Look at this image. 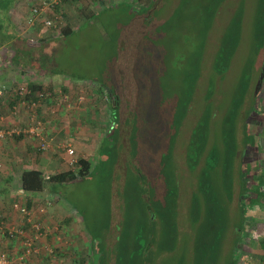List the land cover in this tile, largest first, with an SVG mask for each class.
Listing matches in <instances>:
<instances>
[{"label":"rangeland","instance_id":"1","mask_svg":"<svg viewBox=\"0 0 264 264\" xmlns=\"http://www.w3.org/2000/svg\"><path fill=\"white\" fill-rule=\"evenodd\" d=\"M87 2H63L64 25L74 31L59 62L89 85L113 89L118 55L137 38L125 49V94L136 106L124 145L110 131L91 174L59 187L80 228L69 232L77 252L72 245L66 264H100L95 253L109 247L101 263L258 264L264 206L249 199L264 175V0ZM28 8L23 0L17 9ZM22 18L16 24L27 35ZM241 195L249 222L234 247L242 252H234ZM209 206L216 239L201 254Z\"/></svg>","mask_w":264,"mask_h":264},{"label":"crops","instance_id":"2","mask_svg":"<svg viewBox=\"0 0 264 264\" xmlns=\"http://www.w3.org/2000/svg\"><path fill=\"white\" fill-rule=\"evenodd\" d=\"M22 1L16 2L11 11L17 35L7 45L0 47V80L9 88L5 95L0 96V115L6 127L24 130L21 134L0 141V250L12 255L14 264H22L19 256L25 249L23 233H17V236L12 238L8 232L23 230L26 235L34 236V244L38 248V253L28 257L23 264H66L65 260L69 255L67 253H70L72 245L74 253L77 252L74 238H70L69 233L80 230L74 218L75 213L65 209L60 202L62 196L60 190H54L50 184L39 193L24 192L22 174L25 170H40L48 177L69 170L70 156L64 149L67 145L74 148L76 158H84L93 165L99 148L107 145L103 140L106 142L108 137H112L111 132L114 130L120 133L116 143L124 145L123 137L126 138L127 131L130 130L127 124L134 121L136 106V102H129V97L125 94L127 85H130L127 78L130 53L125 49L132 48L137 38H132V42L129 41L132 44L123 47V52L118 55L120 59L116 71L117 87L110 89L98 84L91 86L83 81L82 75L72 73L59 62L66 38L71 35L66 37L61 35V32L51 35L49 33L51 30L46 28L44 23L46 19H53L58 14L54 11L56 6L61 5L62 12L65 0H47L50 2L49 8L40 15L35 25H30L27 21L31 17L32 8L43 0H27L29 8L18 12L19 2ZM94 1L102 3L104 0ZM109 1L106 0L108 6L112 4L114 7L117 3L131 2L116 0L109 4ZM91 3H94L93 0ZM21 17L22 20L26 17L27 20L24 22L30 26L27 35L20 32L21 27L16 24ZM133 23L134 21L131 25ZM129 37L127 35L124 40ZM20 86L29 91L25 95L26 101L24 96L15 91ZM41 92L46 95L40 97ZM32 102L38 103L33 109L29 106ZM37 121L40 122V127L36 129L37 134L25 132L35 126ZM131 135L132 133L129 136ZM42 137L48 141L46 150H39ZM257 163L255 162L254 166H257ZM256 181L259 183L258 179ZM61 186L63 184L57 187ZM49 198L53 203L44 214H40L37 207ZM16 202L30 205L29 207L36 208V211L28 218L14 208ZM253 211H255L253 214H256L259 210ZM250 216L251 221L257 218L252 214ZM35 222L43 227L42 235L39 237L35 236L37 234L33 228ZM62 232L63 241L60 236ZM239 232L240 227L237 229V238L230 251H241L234 248L235 245L237 247L244 243V239L240 241ZM260 246H263V252L261 249L258 251L260 261L258 264H264V241H261ZM112 260L109 259V262H113ZM109 262L107 264H111ZM237 264L241 262L237 261Z\"/></svg>","mask_w":264,"mask_h":264},{"label":"trees","instance_id":"3","mask_svg":"<svg viewBox=\"0 0 264 264\" xmlns=\"http://www.w3.org/2000/svg\"><path fill=\"white\" fill-rule=\"evenodd\" d=\"M18 1L19 0H0V47L7 45L17 35L16 34L17 33L16 28L17 27L13 21L11 11H12V8L14 7V5L16 4V2H18ZM82 1L85 2L86 4H88L87 0H65V2H72V3H76L78 5H80L82 3ZM60 6L61 5H59L58 7L56 6L54 8V11L57 12L58 14H61L62 19L58 20L57 26L56 25L50 26V28H59L61 35H64L67 37L73 33L74 28L72 26H70L69 23L64 25V22H65L67 16H66V12H64L63 10H62V12L60 11L61 10ZM107 9H110V8H107ZM98 13H94V16L97 15ZM85 17L87 19H90L93 17V15L90 16L89 14H85ZM217 65H218V71L220 73H225V71L228 68L226 65L225 66L220 65V59H218ZM246 91L242 94L243 100H244V96L246 94ZM138 99H139V97H138ZM202 156H203V154H202ZM204 160H205V157H204ZM199 162H200V160H199ZM199 162L196 164L198 165ZM256 169H258V168L255 166L254 170H256ZM91 171H92V164L84 158L78 159L77 169L76 168H74V169L70 168L67 171L58 172L56 174L49 175L48 177H45L44 173L40 170H25L22 174V188H23L24 192L34 194V193H39L41 191H44V189L46 188V185L50 184L54 190H59V187H57V186H59V184H66V183L77 181V180H84L91 174ZM256 177L257 178H255V179L259 180V183H257V185H256L257 188H256V186L253 188V192L256 193V196L250 198L249 202L252 205H255L252 203V200L255 198V199H257V203L259 202L258 204L263 206L264 201L260 200V198L262 199L263 195H264V175L259 174ZM244 183L241 185L243 194L249 192L248 190L243 188V187H246V184H244ZM252 187H253V185H252ZM232 195H233V192H232ZM232 195H230V197H229L230 199H231ZM55 196H57V195H55ZM242 196L243 195L240 196L241 208L239 206V210L242 212V215H243L241 217L242 226L240 227L241 228L240 230L243 231V233H244L246 225L249 222V221L247 222L249 214L248 215L245 214L246 213L245 212V210H246L245 205H247V204H245ZM27 206L29 207L30 205H27ZM241 209H243V210H241ZM216 213H217L216 206L214 208H212V206L208 207V218H207L206 224H207V227L209 229L206 230V233H204V235H203L204 240L203 241L201 240V242L203 244L198 245L200 250H201V254L203 253V246L204 245H205L207 252L209 250H211V248H209V245H206L207 243L208 244L210 243L209 238L210 237L212 238V235H213V238L216 239L215 235L213 233L211 234V232H210V228L214 225V223H213L214 221H213L212 217L216 216ZM213 250H214V247H212V252H213ZM97 255H98L99 263L105 264L106 263L105 260H104L105 263H101L100 261L102 260V258H105V256L107 257L106 249L104 248V249L99 250L97 252ZM132 260L135 261L136 259H132ZM136 261L134 263H136ZM201 261H202V258H201ZM203 262L201 264H203Z\"/></svg>","mask_w":264,"mask_h":264},{"label":"built area","instance_id":"4","mask_svg":"<svg viewBox=\"0 0 264 264\" xmlns=\"http://www.w3.org/2000/svg\"><path fill=\"white\" fill-rule=\"evenodd\" d=\"M49 4L50 3H48L47 0H43L38 5L34 6L32 8L31 17L28 19L27 22L30 25H35V22L38 20L40 15L44 13L47 8H49ZM61 19H62L61 14H57L54 16L53 19H46L44 23H45V26H48V27L54 26V25L57 26L58 20H61ZM8 91H9L8 86L0 80V96L5 95ZM15 91L19 93L20 95L24 96V99H25L24 101H26L25 95L29 93L27 88L20 86L17 89H15ZM45 95H46L45 93L41 92L39 96L44 97ZM37 105H38L37 102H32L31 105L29 106L32 107L33 109ZM39 127H40V122L37 121L35 122V126L31 127L28 131L25 130V132H29L31 134H37L36 129ZM22 132H24V130L22 129L6 127L3 124V117L0 115V141L8 137H11V136L13 137L14 135L21 134ZM47 148H48V141L42 137L40 141V145H39V150H46ZM64 149H65V152L68 153V155L70 156L69 165L71 166L72 169L74 168L77 169L78 158L75 157L74 148L67 145L64 147ZM52 203H53V200L51 198L47 199L44 204L37 207L39 213L44 214L49 209L48 207L51 206ZM14 208L28 218L33 211L34 212L36 211V208L28 207L26 204H23L20 202L14 203ZM33 228L35 229L37 233L35 236L39 237L42 235L43 227L40 223L35 222L33 224ZM24 232L25 231L23 230H20V231L10 230L8 232V235H10L12 238H15L17 236L16 235L17 233H20V234L23 233L25 249L22 251V253L19 256V258L22 261V264L28 259V257L33 255L34 253H38V248L34 244L35 242L34 236H30V235L28 236ZM50 250L51 252H53L52 248ZM0 264H14V257L12 255H9L7 252L0 250Z\"/></svg>","mask_w":264,"mask_h":264},{"label":"flooded vegetation","instance_id":"5","mask_svg":"<svg viewBox=\"0 0 264 264\" xmlns=\"http://www.w3.org/2000/svg\"><path fill=\"white\" fill-rule=\"evenodd\" d=\"M248 162V161H247ZM250 163V162H249ZM250 165V164H249ZM253 171H254V168L252 167Z\"/></svg>","mask_w":264,"mask_h":264}]
</instances>
